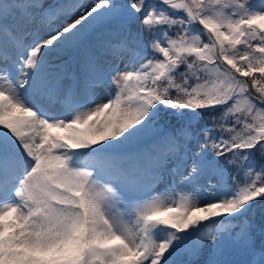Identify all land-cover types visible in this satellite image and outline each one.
<instances>
[{
    "label": "snow or ice",
    "instance_id": "6c2138e0",
    "mask_svg": "<svg viewBox=\"0 0 264 264\" xmlns=\"http://www.w3.org/2000/svg\"><path fill=\"white\" fill-rule=\"evenodd\" d=\"M0 264H264V0H0Z\"/></svg>",
    "mask_w": 264,
    "mask_h": 264
},
{
    "label": "rangeland",
    "instance_id": "374dc122",
    "mask_svg": "<svg viewBox=\"0 0 264 264\" xmlns=\"http://www.w3.org/2000/svg\"><path fill=\"white\" fill-rule=\"evenodd\" d=\"M163 187V185H161V188Z\"/></svg>",
    "mask_w": 264,
    "mask_h": 264
}]
</instances>
